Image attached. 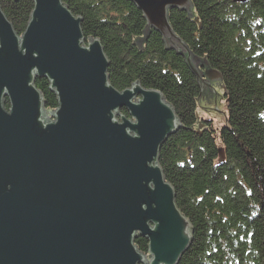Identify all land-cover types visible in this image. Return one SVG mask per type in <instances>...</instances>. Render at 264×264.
<instances>
[{"label": "water", "instance_id": "95a60500", "mask_svg": "<svg viewBox=\"0 0 264 264\" xmlns=\"http://www.w3.org/2000/svg\"><path fill=\"white\" fill-rule=\"evenodd\" d=\"M130 1L197 72L168 19L169 9L191 13V1ZM81 22L62 0H33L19 35L0 6V264H178L192 226L158 155L180 121L160 91L114 88L103 46L85 39ZM196 74L203 92L219 79ZM37 78L49 82L55 109ZM211 91L199 108L216 116L222 92Z\"/></svg>", "mask_w": 264, "mask_h": 264}, {"label": "trees", "instance_id": "16d2710c", "mask_svg": "<svg viewBox=\"0 0 264 264\" xmlns=\"http://www.w3.org/2000/svg\"><path fill=\"white\" fill-rule=\"evenodd\" d=\"M190 1L191 13L169 9L168 19L197 72L219 75L206 92L185 58L166 47L158 30L146 29L130 0H62L82 17L85 39L100 40L111 85L122 91L138 82L160 91L180 121L158 155L175 203L192 226V242L178 264H264V0ZM0 6L21 35L33 0H0ZM35 85L45 108L55 109L49 82L37 78ZM211 87L226 102L220 128L198 111L203 99L212 98ZM135 244L147 253V239L137 237Z\"/></svg>", "mask_w": 264, "mask_h": 264}, {"label": "rangeland", "instance_id": "374dc122", "mask_svg": "<svg viewBox=\"0 0 264 264\" xmlns=\"http://www.w3.org/2000/svg\"><path fill=\"white\" fill-rule=\"evenodd\" d=\"M219 102L222 103L221 112L225 116L227 113V108H226V102L224 101L223 96H222V98L219 99ZM199 113H200V116L203 120H205L207 122L212 121L213 126L216 128H220L225 123V118L222 114H218L216 116H211L207 112H205L202 108H199Z\"/></svg>", "mask_w": 264, "mask_h": 264}]
</instances>
